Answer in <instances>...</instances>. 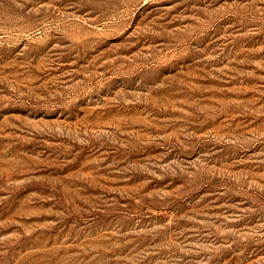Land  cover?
<instances>
[{
	"label": "rangeland",
	"instance_id": "rangeland-1",
	"mask_svg": "<svg viewBox=\"0 0 264 264\" xmlns=\"http://www.w3.org/2000/svg\"><path fill=\"white\" fill-rule=\"evenodd\" d=\"M0 264H264V0H0Z\"/></svg>",
	"mask_w": 264,
	"mask_h": 264
}]
</instances>
